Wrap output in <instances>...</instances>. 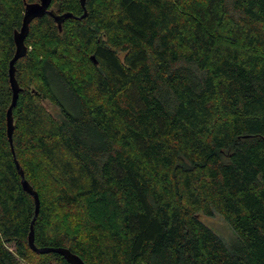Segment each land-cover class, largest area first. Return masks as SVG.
I'll return each instance as SVG.
<instances>
[{
	"label": "trees",
	"instance_id": "16d2710c",
	"mask_svg": "<svg viewBox=\"0 0 264 264\" xmlns=\"http://www.w3.org/2000/svg\"><path fill=\"white\" fill-rule=\"evenodd\" d=\"M0 0V264H264V0ZM94 56L97 64L92 60ZM57 110L51 113L45 103ZM223 215L231 245L199 215Z\"/></svg>",
	"mask_w": 264,
	"mask_h": 264
},
{
	"label": "water",
	"instance_id": "95a60500",
	"mask_svg": "<svg viewBox=\"0 0 264 264\" xmlns=\"http://www.w3.org/2000/svg\"><path fill=\"white\" fill-rule=\"evenodd\" d=\"M81 5L84 8V15H87L86 12V1L87 0H80ZM53 0H39L35 3H29L25 6V12L23 17V23L20 31H16L14 33V42L16 45V51L13 59L10 62V69H9V83L12 90V102L7 111V127H8V138L12 146L13 150V133H14V118H13V109L17 105V101L19 99L20 94V85L16 78V63L21 58L25 57L28 52V48L25 44L26 38L30 31L31 23L39 18L44 17L45 15H50L56 22L59 30H62L63 23L68 18H74L73 14L65 13V14H58L54 9L51 8ZM92 60L97 64L94 56H92ZM16 165L18 171L22 177V185L26 192L33 196L35 205H36V213L31 227V233L29 235V246L30 248L40 254L45 253H59L62 255L69 264H86L78 255L72 253L69 249L66 248H38L35 245V238H34V228L33 224L39 215L40 211V198L38 193L34 190V188L29 184V182L25 179L24 171L22 170L20 164L16 161Z\"/></svg>",
	"mask_w": 264,
	"mask_h": 264
},
{
	"label": "rangeland",
	"instance_id": "374dc122",
	"mask_svg": "<svg viewBox=\"0 0 264 264\" xmlns=\"http://www.w3.org/2000/svg\"><path fill=\"white\" fill-rule=\"evenodd\" d=\"M45 106L51 113L57 114L58 110L52 104L46 102ZM199 218L204 224H206L216 234L223 238L227 242V244L231 245L230 243L236 240L235 233L225 216L219 214H215L213 216H205L203 214H200Z\"/></svg>",
	"mask_w": 264,
	"mask_h": 264
}]
</instances>
